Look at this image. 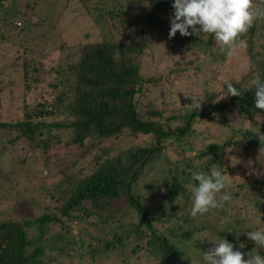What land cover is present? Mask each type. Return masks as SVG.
Wrapping results in <instances>:
<instances>
[{
	"label": "trees",
	"instance_id": "trees-1",
	"mask_svg": "<svg viewBox=\"0 0 264 264\" xmlns=\"http://www.w3.org/2000/svg\"><path fill=\"white\" fill-rule=\"evenodd\" d=\"M58 1L0 0V24L4 21L5 29L13 25L30 34H21L26 43L22 51L8 44L15 58L0 50V82L8 78L0 83V96L13 98L24 91L33 97L24 102L23 114L10 119L5 117L12 110L0 103V198H8L4 191L14 186L25 189L23 193L34 190L43 206L36 216L7 213L0 219V264H191L186 256L203 264L204 252L214 246L208 240L224 238L245 259L248 253L264 256V249L247 236L264 229L263 199L255 202V225L236 219L221 231L212 225L216 209L191 216L188 187L198 185L193 172L210 174L213 164L231 178L238 167L227 158L233 151L253 153L258 163L264 160L258 158L257 138L264 132L258 127L264 110L255 108L253 83L264 82V20L256 21L238 40L248 59V75L229 82L242 96L212 101L203 112L193 108L181 115L151 108L141 113L136 99L143 85L159 78L142 75L139 58L163 37L206 53L214 36L185 37L178 32L170 39L174 0H76L102 40L72 47L51 64L44 46L32 42L58 28L57 18H50ZM221 57L227 62L224 54ZM236 119L256 125L235 129ZM216 123L223 130L213 136L211 125ZM131 135L139 139L125 149L102 145ZM25 142L41 144L36 146L43 167L40 160L36 165L28 157L23 169L9 165L13 148L25 156V150L18 149L26 148ZM62 149L69 153L63 167L55 155L65 156ZM41 167L49 173H41ZM22 174L26 180L20 186ZM254 183L238 182L224 191L232 196L231 202L242 196L239 188L264 191V183ZM178 206H183V213L162 230L165 216L177 215Z\"/></svg>",
	"mask_w": 264,
	"mask_h": 264
},
{
	"label": "rangeland",
	"instance_id": "rangeland-1",
	"mask_svg": "<svg viewBox=\"0 0 264 264\" xmlns=\"http://www.w3.org/2000/svg\"><path fill=\"white\" fill-rule=\"evenodd\" d=\"M57 3L58 4L54 6L56 9H53V16H50V18H57L58 28H55L52 32L45 31L42 36H39L36 41L32 42L44 46L43 52L49 54L46 60H48V62L52 60L51 64L54 62L58 63L68 51H72V47L78 49L80 44L102 40L101 32L93 26L92 21L87 15L86 8L82 4L78 3L76 0H59ZM3 24L4 21L0 24V50H3V52L15 58L16 54L12 52L13 49L10 51L7 50V48H9L8 44H17V46H15L22 51L26 43L24 42L25 39H21V34L24 33L25 38L26 36L29 37L30 34L29 32H20L19 29L17 31L14 30L13 25L11 28L8 26L5 29ZM48 27L50 28L51 26ZM39 33L41 32L39 31ZM211 47L210 49L208 48L210 50L209 52L202 53L197 50H189L183 47L179 42H169L166 37L162 38L160 45L151 46V48L145 52V55L139 58L141 62V73L145 77H157L159 79L156 82H149L148 80L143 85V92L139 94L136 99L139 111L141 113H146L151 108H157L164 110L165 113H170L171 111L181 115L191 113L193 108L187 107V105L191 104L193 101L190 97H186L185 94L194 96L197 103L201 104L202 109H198L197 112L207 111L204 106L209 105L212 101H216L217 96L218 99H220L218 102L224 100L223 98L228 94L227 83L230 81V78L242 80L248 75L249 63L241 44L232 56H228L226 54L227 49H222L216 45L215 41ZM223 54L227 58V62L220 60ZM5 60L6 62L11 61L8 59ZM223 65L225 66L223 67ZM183 69L185 70L183 71ZM214 75L216 77H214ZM7 81L8 78L0 83L3 85L7 83ZM209 84L214 85L218 94L207 90ZM29 99L33 100L31 93L24 91H17L13 98L7 94L5 96H0V103L3 102L6 109L12 110L5 118H15L17 114H23L24 102L26 100L32 101ZM262 118V123L259 122L258 124L259 129L264 127V117ZM234 124L236 125L234 127L235 129L241 126L248 128L256 125V123L251 124L250 120L244 121L242 119H236ZM211 128L213 129L211 132L213 136H216L217 133H221L223 130L217 123L212 124ZM262 134H264V132H262ZM213 136L210 134V137ZM138 139L139 138L134 135L124 136L114 141L109 139L111 141L108 140V142L102 145L105 146L108 143L116 150H120L127 148ZM36 145L41 146V144L33 143L29 145L28 142H25L26 149L20 145L18 149L22 147L25 150V156L23 157H20L13 148V152L8 153V159L11 157L9 159V165L19 170L23 169L26 166L24 159L28 157L29 160L34 159L36 165L37 160H40L43 167L45 163L43 158H41L42 153L37 150ZM15 147L17 148V146ZM233 152L234 153L231 155L227 154V158L231 164L235 162L238 167L232 169L234 173L231 175V178H229L230 185L237 184L238 182L255 184L254 182L257 179L259 181V186L261 183H264V160H261L262 163L260 161L258 163L253 153L243 152L242 150ZM62 153H64L65 156L63 154L60 155L59 152L55 155L56 159L60 160L57 161L58 165L63 167L69 158V153L68 150L64 149H62ZM49 163L53 164V161L49 160ZM258 164L261 166L258 167ZM42 167L41 173L44 175L45 172L49 173L48 170ZM28 171L29 169H27L25 173H28ZM163 172L164 176L168 175L166 170ZM23 174L19 177L20 186H22V182L26 180ZM165 188L167 189V187ZM24 190L23 188L20 189L19 187L13 186L4 191L8 198L5 200L0 198V219L7 213H10L9 216L11 217L17 216L23 218L40 214L43 207L38 201L40 195L34 190H27L26 193H23ZM239 191L242 192V196L229 202L228 205L220 209V211L216 209L214 213H212L215 220L212 225L216 227V230H226V225L228 223H234L236 219L245 220L246 224L249 226H253L257 223V220L252 221L254 215L258 214L255 202L261 199L264 201V191L262 188H260V190L239 188ZM22 196L25 197V200L18 201L20 200L18 198ZM157 202L158 200L154 203ZM178 209L179 213L177 215L172 216V214L168 213V217L166 218L165 216V221H167V223L162 226L164 228H161L162 230L165 231V229L170 228L173 219L178 218V215L183 213V206H178ZM228 227L230 226L228 225ZM232 229L229 228L227 230L232 231Z\"/></svg>",
	"mask_w": 264,
	"mask_h": 264
},
{
	"label": "clouds",
	"instance_id": "clouds-1",
	"mask_svg": "<svg viewBox=\"0 0 264 264\" xmlns=\"http://www.w3.org/2000/svg\"><path fill=\"white\" fill-rule=\"evenodd\" d=\"M174 10L170 17L169 38H173L179 32L181 36L213 35L215 43L222 49H227V55L232 56L238 48L239 37L247 33L258 20H264V0H174ZM255 84V108L264 110V82L258 79ZM209 92L217 93L213 84H209ZM227 96H242L241 90L227 83ZM193 101L187 107L200 109L194 96L185 94ZM225 97V98H226ZM224 99V98H223ZM220 99L214 101L218 102ZM257 119L258 114H257ZM260 141L258 158L264 156V134H257ZM233 164V162H232ZM236 164H233L235 166ZM192 179L198 181V185H189L192 194L191 216L203 215L213 209H223L226 203L231 202L232 196L224 191L230 186L229 177L224 175L213 164L210 174L193 172ZM219 194V196H218ZM250 240L264 249V229L247 232ZM213 242V247L203 254V264H264V256L260 254H245L240 250H234L233 243L227 239L208 240ZM243 247V245L241 246ZM191 264H200L193 258Z\"/></svg>",
	"mask_w": 264,
	"mask_h": 264
}]
</instances>
